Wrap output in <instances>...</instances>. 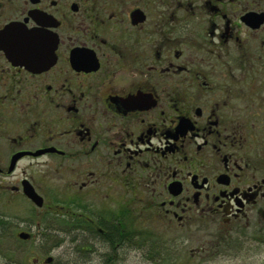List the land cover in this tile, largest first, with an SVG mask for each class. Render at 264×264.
Here are the masks:
<instances>
[{
	"label": "flooded vegetation",
	"instance_id": "flooded-vegetation-1",
	"mask_svg": "<svg viewBox=\"0 0 264 264\" xmlns=\"http://www.w3.org/2000/svg\"><path fill=\"white\" fill-rule=\"evenodd\" d=\"M13 197L52 227L40 244L102 264L205 226L264 247V0H0V206Z\"/></svg>",
	"mask_w": 264,
	"mask_h": 264
},
{
	"label": "rangeland",
	"instance_id": "rangeland-1",
	"mask_svg": "<svg viewBox=\"0 0 264 264\" xmlns=\"http://www.w3.org/2000/svg\"><path fill=\"white\" fill-rule=\"evenodd\" d=\"M0 207L12 211L9 234L0 238V264H34L33 259L44 260L48 256L56 264H102L93 252L76 250L73 253L74 250L66 249L62 254L50 243L40 244L43 235L51 236L53 229L43 228V214H37L36 207L25 198L13 197L10 203L3 202ZM37 223L42 225L40 231ZM19 231H31L34 240L17 239ZM187 236L182 247L176 243L157 246L150 242L149 233L143 234L141 247L120 250L122 257L116 264H264V247L239 243L231 233L221 232L214 226H205L200 232L190 230Z\"/></svg>",
	"mask_w": 264,
	"mask_h": 264
},
{
	"label": "water",
	"instance_id": "water-1",
	"mask_svg": "<svg viewBox=\"0 0 264 264\" xmlns=\"http://www.w3.org/2000/svg\"><path fill=\"white\" fill-rule=\"evenodd\" d=\"M23 189H24L23 190L24 194L33 203V205H35L38 208L42 207V204H43L42 198L36 194V192L34 191V189L31 187V185L28 182L24 183ZM17 236L19 239H22V240L29 238V234L25 232H20ZM50 259H48V261Z\"/></svg>",
	"mask_w": 264,
	"mask_h": 264
}]
</instances>
